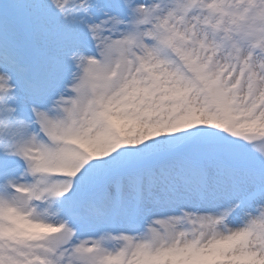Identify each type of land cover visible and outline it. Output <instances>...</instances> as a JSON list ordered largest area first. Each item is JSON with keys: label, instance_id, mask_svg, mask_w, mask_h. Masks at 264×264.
Listing matches in <instances>:
<instances>
[{"label": "snow or ice", "instance_id": "snow-or-ice-1", "mask_svg": "<svg viewBox=\"0 0 264 264\" xmlns=\"http://www.w3.org/2000/svg\"><path fill=\"white\" fill-rule=\"evenodd\" d=\"M0 264H264V0H0Z\"/></svg>", "mask_w": 264, "mask_h": 264}]
</instances>
